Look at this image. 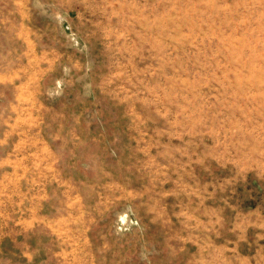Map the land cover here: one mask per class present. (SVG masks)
<instances>
[{"label":"rangeland","instance_id":"1","mask_svg":"<svg viewBox=\"0 0 264 264\" xmlns=\"http://www.w3.org/2000/svg\"><path fill=\"white\" fill-rule=\"evenodd\" d=\"M5 83L51 176L0 264H264V0H0Z\"/></svg>","mask_w":264,"mask_h":264},{"label":"crops","instance_id":"2","mask_svg":"<svg viewBox=\"0 0 264 264\" xmlns=\"http://www.w3.org/2000/svg\"><path fill=\"white\" fill-rule=\"evenodd\" d=\"M25 89L0 84V236L16 247L31 230L47 227L42 208L51 176L41 154L42 136L31 132L30 102L27 95L22 98Z\"/></svg>","mask_w":264,"mask_h":264}]
</instances>
